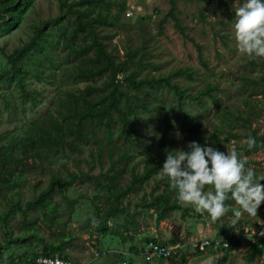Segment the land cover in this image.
Wrapping results in <instances>:
<instances>
[{
	"label": "rangeland",
	"instance_id": "1",
	"mask_svg": "<svg viewBox=\"0 0 264 264\" xmlns=\"http://www.w3.org/2000/svg\"><path fill=\"white\" fill-rule=\"evenodd\" d=\"M110 1L107 10L112 14L120 13L119 22L115 25H98L97 31L100 39L107 43L115 58L124 59L126 52L138 48L136 63L132 65L138 68L142 77L167 75L179 69H189L192 71L191 76L179 74L173 77L182 86L187 87L188 92L202 90L208 83L218 86L214 95L221 97V101L216 102L206 97L205 109L185 99V106L194 114L193 120L197 122L194 125L188 126L184 123L177 109L172 111L169 118L170 126L164 139L167 150L173 148L176 152L185 147L189 135L202 136L209 142L211 132L220 133L227 151L243 146L246 141L245 136L250 134L252 129L240 119L230 117L229 120H223L218 113L226 108L242 110L245 117L249 116L252 128L259 134H264V94L251 95L250 87L242 88L238 79L241 74L252 76L264 74V58L251 59L238 51L236 46L233 29L235 8L241 6L244 0ZM172 2H175L173 12L179 17L182 27L176 26L169 14ZM58 12L59 0L34 1L20 27L0 38L1 74L10 70L6 54L21 47L33 35L36 26ZM144 49L149 50L145 56H143ZM66 50L62 45H58L53 52L54 59L58 63L63 62V69L78 62V57L73 55H70L65 62ZM141 58L146 65L139 63ZM44 69L45 73H52L47 63ZM51 75L42 81L31 80L30 88L39 92L33 100L21 97L5 78L0 79V142H19L30 122L47 111H53L52 102L58 93L56 84L61 75L58 69H53ZM101 79L96 83H100ZM84 85L83 82L76 85L68 82L65 88L73 89ZM157 91L161 92L160 98L164 103L173 102L171 92L165 88ZM248 96L252 101L251 109L243 103V98ZM155 100L157 98H149V102ZM161 122L162 117L157 114L141 115L140 113L139 117L134 119V126L137 129L136 138L130 143L123 137L118 139L112 144L114 146H111L112 157L109 156L107 149H103L99 158L93 141L84 140L80 142V149L67 147L57 154L30 158V166L25 171L17 173L13 179V183L20 184L18 187L21 190L20 201L25 204L27 200L40 193L53 173L64 175L68 170L79 173V178L67 191L70 198H76L71 217H68L69 200L58 194L54 195L63 210L61 218L66 220L65 228L70 229L72 233L71 243L66 247V251L74 264H111L120 258L128 260L129 264H178L173 257L164 260L154 259L152 262L145 261L141 250L146 237H156L167 246L178 249L185 255V264H264V250L252 259L245 257L249 254V240L252 239V235L255 233L260 235L264 232V202L261 203L255 217L247 213L241 217L239 224L244 231L237 249L227 252L211 247L200 254L195 244L208 238H224L216 235V223L212 222L210 217L199 215L188 205L172 210L167 218L156 220L154 208L144 206L141 200L142 197L149 199L155 177H151L143 184H136L122 197L121 206H125L127 215L134 217L135 220L134 224L127 228L128 234L132 237L122 240L112 231L101 233L100 223L105 219L94 218L95 204L101 211H105L108 204L106 189H101L98 182L107 180L105 174L110 170L111 162L117 159L119 152L130 155V159L123 158L114 164L115 169H123L118 173V184L123 187L130 183L133 173L143 171L150 156L154 155L153 159H159L157 155L160 151L163 128ZM215 125L220 129L216 130ZM232 134H237V137L231 136ZM237 152L243 154V151ZM245 157L250 161L249 167L259 176L264 175V148L253 151ZM4 192H0V210L4 208L6 197H17L13 192ZM38 213L36 210L30 211L34 217ZM125 215L124 212H118L108 217L110 229H117L123 233L126 230L122 225ZM226 216L231 221L232 214L228 213ZM22 220L23 217L17 210L16 214L10 217L9 221L14 226V233L24 232V228L20 226ZM95 220L97 222L93 223ZM40 226V231L45 236H49L51 228L45 224ZM235 227L239 231L237 224ZM2 239L3 232L0 228V242ZM131 246H136L138 252H131L129 250ZM98 250L105 253L95 258ZM33 251L42 252L37 240L24 242L22 246L13 244V247L3 249L1 252L0 264L19 261L26 252Z\"/></svg>",
	"mask_w": 264,
	"mask_h": 264
},
{
	"label": "trees",
	"instance_id": "2",
	"mask_svg": "<svg viewBox=\"0 0 264 264\" xmlns=\"http://www.w3.org/2000/svg\"><path fill=\"white\" fill-rule=\"evenodd\" d=\"M34 1L0 0V38L20 27L27 10L33 6ZM110 4V0H59L58 14L43 20L36 26L33 35L29 37L27 42L13 52L6 54L9 59L10 70L5 74L0 73V79L5 78L6 82L13 86L25 99L33 100L39 94L37 89L30 88L31 80L42 81L47 79L48 75H53V69H58L61 75L56 84L58 93L52 102L53 111H47L30 122L24 129L19 142H0V192H13L17 196L16 198H14L15 196L6 197L4 208L0 210V228L3 232L0 254L3 249L13 247V244L22 246L24 242L32 240L39 241L42 250V252H26L19 261L13 260L10 264H18L40 254H58L71 259L66 247L71 243L72 233L70 229L65 228L66 220L61 218L63 210L54 195L58 194L69 200L68 217H71L76 198H70L67 191L80 175L76 171L69 170L64 175L53 173L40 193L22 204L20 201L21 190L18 188L20 184L13 183V179L17 173L25 171L30 166L29 159L40 158L44 154H57L67 147L80 149V142L84 140L93 141L99 158L103 149H107L109 156L112 157L113 147L111 146H114L112 144H115L118 139L123 137L126 142L130 143L136 138L137 129L134 126V119L139 117L140 113L141 115L157 114L162 117L160 123L163 124L161 144L159 155H157L159 159H153L154 155L150 156L143 171L133 173L130 183L123 187L118 184V173L123 169H115L114 164L123 158L130 159V155L119 152L117 159L112 160L110 170L105 174L107 180L98 182L101 189H106L108 205L105 211H101L100 207L95 204L94 218L105 219L100 223L101 233L106 234L109 230L124 240L131 237L127 228L134 224L135 220L134 217L127 215L125 206H121L122 197L130 188L136 184H143L151 177H155V179L149 193V199L142 197L141 200L144 206L154 208L156 220L167 218L172 210L182 207L177 201L176 191L170 187L167 177L164 179L159 177L167 154L164 139L170 126V114L174 109H177L184 123L188 126L194 125L197 122L193 120L194 114L185 106V99H189L197 103L200 108L205 109L204 99L206 97H210L216 102L221 101V97L214 95L218 86L208 83L202 90L194 93L188 92L187 87L182 86L173 77L179 74L191 76L190 72L192 71L189 69H179L167 75L142 77L138 68L132 65L136 63L135 57L138 48L126 52L124 59L115 58L107 43L100 39L97 31L98 25H115L119 22L120 13L112 14L107 10ZM123 5L122 3L121 6ZM174 7L175 2H172L169 14L174 19L175 25L182 27L179 23V17L173 12ZM58 45L67 49L64 56L65 62L70 55L78 57V62L63 69V62L58 63L53 56ZM146 53L148 54L149 50L144 49L143 56ZM46 63L52 73H45L44 66ZM139 63L143 66L146 65L142 58L139 59ZM150 64L153 66L152 63ZM100 79V83H96ZM238 79L241 81L242 88L250 87L251 95L264 94V74L260 76L241 74ZM68 82L74 85L83 82L85 85L84 87L67 89L65 86ZM124 84H126L125 87ZM164 88L172 93L173 102L164 103L160 98L161 92L157 90ZM150 97L157 98V100L149 102ZM249 97H244L243 103L248 109H251L252 101ZM218 115L223 120H229L230 117L236 120L240 119L248 128L252 129L245 138L247 140L249 136L254 137L256 147L248 149L245 141L243 146L234 148L236 151H243V157L264 148V134H259L256 129L252 128L249 116L245 117L242 110L226 108L220 110ZM215 128L216 130L220 129L216 125ZM209 135L211 138L209 142L202 136L189 135L186 138V146L180 149L187 150L188 142L196 141L202 145L207 143L214 148L227 152L220 133L211 132ZM231 136L237 137V134ZM168 151L175 153L173 148ZM91 155H93L92 151ZM247 162L246 167H249L250 161L248 159ZM257 176L259 175L257 174ZM261 183L264 184V181ZM208 190H212L210 186H206L205 191ZM225 203L233 208L238 207L231 199ZM16 210L23 217L20 226L24 228V232L19 234L14 233V226L9 221L10 217L16 214ZM31 210H36L39 213L34 217L30 214ZM118 212L126 214L122 223L126 229L123 233L117 229H110L108 225L107 218ZM199 215L209 217L206 212ZM226 217L225 215L215 222L216 235L224 238L214 237L212 240L213 242L218 239L228 241V247L222 246L218 250L229 252L239 247L244 230L238 222L239 231H237L236 225L232 226L231 221ZM41 224L51 228L49 236H45L40 231ZM149 239L165 244L156 237H146L145 242ZM249 244V254L245 256L246 259H252L263 252L264 235L253 234ZM129 250L138 252L136 246H131ZM197 251L200 254L203 253L199 248ZM171 257L175 258L178 264L186 263L185 255L180 253L178 249Z\"/></svg>",
	"mask_w": 264,
	"mask_h": 264
},
{
	"label": "clouds",
	"instance_id": "3",
	"mask_svg": "<svg viewBox=\"0 0 264 264\" xmlns=\"http://www.w3.org/2000/svg\"><path fill=\"white\" fill-rule=\"evenodd\" d=\"M233 29L238 51L251 59L264 58V0H244L236 7ZM246 144L248 149L255 148V138L249 136ZM166 152L159 177H167L181 206H191L199 214L206 212L212 222L231 212L232 226L245 213L257 215L264 202V175L257 176L253 168L246 167L247 159L241 153L235 149L221 151L196 141L188 142L187 150ZM206 186L212 190L205 191ZM229 199L238 207L226 205ZM36 264L41 261L38 259Z\"/></svg>",
	"mask_w": 264,
	"mask_h": 264
},
{
	"label": "built area",
	"instance_id": "4",
	"mask_svg": "<svg viewBox=\"0 0 264 264\" xmlns=\"http://www.w3.org/2000/svg\"><path fill=\"white\" fill-rule=\"evenodd\" d=\"M199 250L205 252L209 248L213 249H219L222 246L228 247L229 242L224 240H217L216 242H213L212 238L207 239L205 241H200L198 244H195ZM177 251L176 248H173V246H165V244H160L157 240L149 239L147 242H145L143 249L141 250L142 256L145 261L149 262L152 259H168L172 256V254H175ZM103 254L102 252L97 251L95 253V258H98ZM41 261V264H57V261L60 262V264H74L73 261L69 258H66L64 256L55 254V255H44L40 254L36 256L33 259H28L27 261L18 263V264H36L37 260ZM111 264H129V261L123 258H120Z\"/></svg>",
	"mask_w": 264,
	"mask_h": 264
},
{
	"label": "crops",
	"instance_id": "5",
	"mask_svg": "<svg viewBox=\"0 0 264 264\" xmlns=\"http://www.w3.org/2000/svg\"><path fill=\"white\" fill-rule=\"evenodd\" d=\"M132 237V236H131ZM131 237H129V238H131ZM129 238H126V239H129ZM122 240H124V239H122ZM113 250V249H112ZM99 252H102L101 250H98ZM108 251H110V249H108ZM97 252V251H96ZM111 252V251H110ZM121 252H123V251H121ZM103 253H105V252H103ZM116 260V259H115Z\"/></svg>",
	"mask_w": 264,
	"mask_h": 264
}]
</instances>
